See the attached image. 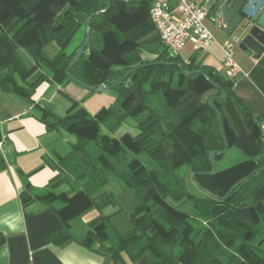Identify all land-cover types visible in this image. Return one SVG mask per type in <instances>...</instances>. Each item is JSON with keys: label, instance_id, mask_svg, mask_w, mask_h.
<instances>
[{"label": "trees", "instance_id": "1", "mask_svg": "<svg viewBox=\"0 0 264 264\" xmlns=\"http://www.w3.org/2000/svg\"><path fill=\"white\" fill-rule=\"evenodd\" d=\"M151 7V0H0V72L6 70L0 86L9 84L11 93L28 101L44 82H72L66 71L87 38L88 18L105 9L91 21L88 54L71 74L99 88L149 64L115 87L118 102L96 114L76 100L64 116L37 105L49 133L65 131L75 141L66 154L54 152L48 161L58 173L47 192L35 196L28 187L22 202H42L59 215L64 227L50 238L56 245L73 239L77 221L96 210L81 242L116 264H127L124 254L133 263L146 258L150 264H264V206H242L264 183L262 119L239 98L233 79L197 62L198 52L189 62L172 55ZM82 28L81 46L67 52ZM50 44L59 48L54 57L45 51ZM20 50L29 54L32 67ZM210 99L222 114L225 138ZM129 123L135 133L119 134ZM227 146V153L235 148L244 159L221 167L227 153L216 155L218 173L209 175L215 170L210 153ZM118 183L132 191L134 206L132 228L124 233L112 222L123 211L112 190Z\"/></svg>", "mask_w": 264, "mask_h": 264}, {"label": "crops", "instance_id": "2", "mask_svg": "<svg viewBox=\"0 0 264 264\" xmlns=\"http://www.w3.org/2000/svg\"><path fill=\"white\" fill-rule=\"evenodd\" d=\"M195 1L209 10L207 26L217 40L207 52H201L206 57L197 58V62L226 76L222 64L223 44L231 39L214 21L208 0ZM235 59L241 68L233 77L235 91L255 119H264V53L255 59L252 53L243 52L236 46ZM23 61L27 67L33 66V61L29 60L30 66ZM5 72L1 71L0 76ZM53 83L57 84L44 82L38 88ZM8 88L11 87L7 83L0 86V140L5 143L0 163V233L5 237V243L0 246V264H116L81 242L92 220L79 219L77 228L72 230L74 238L56 245L50 238L64 227L59 215L42 202L24 206L21 195L28 187L35 196L47 192V186L58 173L48 161L52 160L54 152L66 154L68 147H59L54 137L57 132L49 133L45 122L38 117L37 107L42 106V98L35 95L38 88L30 101L11 93ZM45 107L52 111L49 106ZM116 197L121 200L122 193ZM259 203L264 206V183L245 199L242 206ZM123 257L127 264H150L146 258L133 263L125 254Z\"/></svg>", "mask_w": 264, "mask_h": 264}, {"label": "rangeland", "instance_id": "3", "mask_svg": "<svg viewBox=\"0 0 264 264\" xmlns=\"http://www.w3.org/2000/svg\"><path fill=\"white\" fill-rule=\"evenodd\" d=\"M84 32L85 30L83 28L78 32L71 45L67 48V52L76 51V49L81 46L84 37ZM45 51L49 56H54L57 53L58 48L55 47L54 44H50L46 47ZM19 53L21 57L26 60L27 65L30 66V61H32V59L29 54L24 50H20ZM196 54L197 53L193 49L192 44L188 43L186 47L182 50L181 57L182 60L189 61ZM205 57L206 55L204 53L200 54L198 52L197 58L203 59ZM49 85L50 86H43L40 89L38 88L39 90H37V93L35 95L36 98H42L40 101L42 105L49 106V109H51L58 116L66 115L67 110L72 105L73 100L80 102V105L86 108V110L91 114H96L102 108L114 105L119 100V94L114 89L98 94L90 91L87 88L77 85L74 82H70L68 84H65L64 86H59L54 83ZM62 90L65 91V93ZM123 132H131L133 134L135 133L131 123L124 125L121 128L119 134ZM54 137L58 140L59 147H68L67 142L75 141V136L65 131L55 133ZM242 159H244V155L238 152L235 148H232L221 161L220 166H231ZM118 185L122 190L114 185L112 186V190L117 196L121 195L122 193L123 198L121 197V204L123 211L121 213L116 214L113 217L112 222L117 226L118 230L121 233H124L132 228V223L129 220V215L133 213L134 206L130 197L132 195V191L126 189L122 184L118 183ZM111 210L112 209L108 210L107 212L111 213ZM98 215L99 214L96 210L91 209L80 219L85 222H90L91 220H94V218H96Z\"/></svg>", "mask_w": 264, "mask_h": 264}, {"label": "water", "instance_id": "4", "mask_svg": "<svg viewBox=\"0 0 264 264\" xmlns=\"http://www.w3.org/2000/svg\"><path fill=\"white\" fill-rule=\"evenodd\" d=\"M126 1V0H125ZM210 12L214 15V21L218 24L220 30L223 31L225 36L236 43V46L243 52L252 53L255 59L261 57L264 53V0H208ZM108 9L103 11H99L93 13L87 21L86 27V40L83 45L80 47L78 54L74 58V60L70 63L66 75L70 78V80L77 85H80L84 88L89 89L95 93H102L111 89H115V87L121 85L129 76L130 73L145 68L149 66L139 65L132 69L130 73L125 75L122 79H120L115 85L112 86H101L99 88L88 87L85 83L77 79L71 74L73 68L78 64L80 59L84 54H88L87 47L91 42V21L93 18L98 17L104 13H106ZM179 66L184 69V63H180ZM195 72L190 71L186 72L187 75H193ZM197 73L205 77L209 82H211L216 88L219 86L213 83L209 77L205 74L203 70H198ZM222 100L227 99V94L223 93L221 95ZM209 105L213 109L217 110L216 105L213 103V99L209 100ZM219 116V123L221 127V132L225 138V131L223 128V117L222 114L217 110ZM229 150V147L222 152H211L210 158L215 164V170L209 175L215 176L218 173V165L215 159L216 155H224ZM261 169L256 170L255 172L260 171ZM194 178V177H193ZM248 177L241 180L237 184H235L228 194L225 196L227 198L231 192L240 186L242 183L246 182ZM198 186V185H197ZM199 187V186H198ZM199 189L203 190L201 187ZM207 194H211L209 191L204 190Z\"/></svg>", "mask_w": 264, "mask_h": 264}, {"label": "built area", "instance_id": "5", "mask_svg": "<svg viewBox=\"0 0 264 264\" xmlns=\"http://www.w3.org/2000/svg\"><path fill=\"white\" fill-rule=\"evenodd\" d=\"M151 18L161 41L174 56L191 43L196 52H207L216 37L207 26L209 10L195 0H151ZM236 43L228 40L223 44L222 64L225 75L233 79L241 71L235 59ZM260 125V141L264 145V119ZM5 143L0 140V163L4 157Z\"/></svg>", "mask_w": 264, "mask_h": 264}]
</instances>
